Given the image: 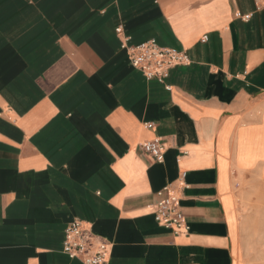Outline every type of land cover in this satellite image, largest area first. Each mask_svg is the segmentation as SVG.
<instances>
[{
  "label": "crops",
  "instance_id": "obj_1",
  "mask_svg": "<svg viewBox=\"0 0 264 264\" xmlns=\"http://www.w3.org/2000/svg\"><path fill=\"white\" fill-rule=\"evenodd\" d=\"M124 38L190 63L146 79ZM180 171L174 233L153 206ZM76 218L102 264H264V0H0V264H84Z\"/></svg>",
  "mask_w": 264,
  "mask_h": 264
},
{
  "label": "built area",
  "instance_id": "obj_2",
  "mask_svg": "<svg viewBox=\"0 0 264 264\" xmlns=\"http://www.w3.org/2000/svg\"><path fill=\"white\" fill-rule=\"evenodd\" d=\"M241 18L247 19L248 15ZM116 32L120 33L121 27H117ZM206 39L207 36H203L201 41ZM127 41L128 38H124L121 47L125 49L131 65L140 70L146 79H157L164 83L172 68L190 63L186 50L160 46L154 38L134 45L128 44ZM144 125L148 129L155 127L153 122H146ZM139 146L156 162L164 161L165 148L161 137L155 136L143 141ZM185 177L186 172L180 171L174 181L159 189L158 200L153 206L155 221L174 233L189 229L181 211L180 191L187 187ZM62 251L69 258L79 259L84 264H102L109 256V244L92 231L90 224L86 225L83 220L76 218L64 229Z\"/></svg>",
  "mask_w": 264,
  "mask_h": 264
}]
</instances>
